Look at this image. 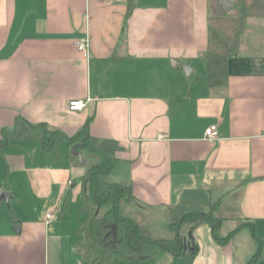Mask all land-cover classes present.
<instances>
[{"label": "crops", "instance_id": "crops-1", "mask_svg": "<svg viewBox=\"0 0 264 264\" xmlns=\"http://www.w3.org/2000/svg\"><path fill=\"white\" fill-rule=\"evenodd\" d=\"M230 1L133 0L128 14L129 0H0V132L23 116L71 136L92 115V140L117 159L107 179L135 194L121 211L152 236H173L174 218L212 203L220 236L241 225L222 244L209 224L182 222L183 254L147 242L131 264H187L193 253L191 264H250L261 245L264 254V0ZM220 15L244 16L245 28L227 83L211 86L208 19ZM85 34L88 55L74 45ZM72 99L85 107L70 109ZM212 124L215 140L205 137ZM77 149L83 163L66 140L53 152L12 140L0 152V264H85L82 217L69 204L62 212L93 156Z\"/></svg>", "mask_w": 264, "mask_h": 264}, {"label": "trees", "instance_id": "trees-1", "mask_svg": "<svg viewBox=\"0 0 264 264\" xmlns=\"http://www.w3.org/2000/svg\"><path fill=\"white\" fill-rule=\"evenodd\" d=\"M133 7V0H129L128 14ZM209 33L207 46L206 76L211 86H221L228 80V60L238 51L240 36L245 28L244 16H210L208 19ZM90 115L82 127L73 135H68L58 128H50L45 122L33 123L23 116H19L12 128L2 127L0 132V152L12 140H38L46 152H53L59 140H66L71 147L70 155L79 160L73 152V147L88 151L97 160L88 165L82 178L84 192L80 204L79 214L82 217V231L84 242L80 251L85 264H120L122 259H135L134 253L144 243H153L167 249L174 255L183 254V240L179 233L182 222L191 224L207 223L210 225L214 238L224 244L229 241L236 230L226 236H220L218 229L222 218L214 214L217 203H212L210 209H191L181 217L174 218L170 227L174 229L171 237H155L148 233L134 216L124 214L120 205L123 200L135 196L130 184L113 182L106 179L117 159L104 148L96 145L90 133ZM71 199L68 192L63 202L62 212L67 210ZM109 205L100 212L101 208ZM124 225V238L127 250L121 249V226ZM249 226L261 245V239L255 233L252 223ZM262 245L250 260V264H264L261 259ZM194 254V253H193ZM193 254L186 256L187 264H191Z\"/></svg>", "mask_w": 264, "mask_h": 264}, {"label": "built area", "instance_id": "built-area-1", "mask_svg": "<svg viewBox=\"0 0 264 264\" xmlns=\"http://www.w3.org/2000/svg\"><path fill=\"white\" fill-rule=\"evenodd\" d=\"M75 47L81 51L84 55H88L89 46H90V37L88 34L82 35L74 40ZM86 102L82 99H72L68 103V107L72 110H80L84 108ZM165 137V135H161ZM205 137L209 140H215L219 138V130L216 124H212L205 130ZM55 217V213L53 211H49L46 213V218L51 219Z\"/></svg>", "mask_w": 264, "mask_h": 264}, {"label": "rangeland", "instance_id": "rangeland-1", "mask_svg": "<svg viewBox=\"0 0 264 264\" xmlns=\"http://www.w3.org/2000/svg\"><path fill=\"white\" fill-rule=\"evenodd\" d=\"M92 157V158H91ZM90 158H88L87 160H86V165H90L92 162H94V161H96L97 160V157L96 156H91ZM83 158L85 159V157L83 156ZM79 160H80V158H79ZM84 166V165H83ZM106 179H107V176H106ZM76 189H79V194H78V197H77V199H78V201H73V199H72V197H71V199H70V201H69V209L71 210V212L73 211V213L74 212H77V210H78V214H79V209H80V204H81V200H82V194H83V192H84V189H83V183L81 182L80 183V185L78 186V184H77V187H75ZM108 206L109 205H105L104 207H102L101 208V210H100V212H103V211H105L107 208H108ZM80 215V214H79ZM240 223V222H239ZM124 229H125V227H124V225H122L121 226V235H122V244H121V249L122 250H124V251H126L127 250V245H126V241H125V238H124ZM262 259H264V254H263V256H262ZM125 263H129V264H131V263H133V262H129V261H127L126 262V259H122L121 261H120V264H125Z\"/></svg>", "mask_w": 264, "mask_h": 264}, {"label": "water", "instance_id": "water-1", "mask_svg": "<svg viewBox=\"0 0 264 264\" xmlns=\"http://www.w3.org/2000/svg\"><path fill=\"white\" fill-rule=\"evenodd\" d=\"M219 3L221 4L224 10H229L233 7V4L230 0H219ZM183 67L187 73H190L192 71V68L189 65L183 64ZM73 152L78 155V157L80 158V162L83 163L85 159L83 158L82 153L77 149L76 146L73 147ZM8 194L9 193L5 191L1 194V197L7 198ZM187 246V243H184L185 249L187 248ZM190 248L192 249L193 247Z\"/></svg>", "mask_w": 264, "mask_h": 264}]
</instances>
